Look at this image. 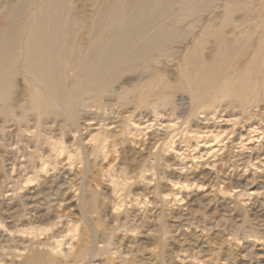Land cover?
Segmentation results:
<instances>
[{"label": "rangeland", "instance_id": "rangeland-1", "mask_svg": "<svg viewBox=\"0 0 264 264\" xmlns=\"http://www.w3.org/2000/svg\"><path fill=\"white\" fill-rule=\"evenodd\" d=\"M147 3L138 23L166 35L83 90L75 69L96 62L113 9ZM33 15L89 46L57 51L58 102L26 72ZM262 28L264 0H0V43L16 55L0 83V264H264V88L249 102L227 84L242 65L253 75L244 52ZM219 31L237 52L201 89Z\"/></svg>", "mask_w": 264, "mask_h": 264}, {"label": "bare ground", "instance_id": "bare-ground-1", "mask_svg": "<svg viewBox=\"0 0 264 264\" xmlns=\"http://www.w3.org/2000/svg\"><path fill=\"white\" fill-rule=\"evenodd\" d=\"M142 6L134 8L132 10L130 8L126 13L122 12V14L119 13L120 6H117L113 9V13L115 14L114 16L117 20V23L111 24L112 28L115 29L114 32L110 33V36L105 42L99 45H95V47L92 46L91 52L94 59L96 58V62L85 66L81 70H76L74 68V74H78V81H76V83L78 82L83 90H87L89 88L93 89L95 85L108 74H111L113 72L116 73L120 70L122 71V69L127 68V66L131 64L132 60L137 61L138 58L140 59L145 54V51L147 52L148 49L146 50V48L150 43L153 42V40L155 39V35L166 33V31L163 30V27H157L156 29H154L155 25L153 26V24L146 22L143 23V18L145 16H143L141 22L138 23V16L141 19L142 14H144L147 9H151L152 11L153 7V5H149L148 3ZM115 18L111 17V19L113 20H115ZM117 18H119V20ZM121 21H123L122 24H120ZM127 21H133L136 25H132L131 23L130 25L127 23L130 26H123ZM50 22L51 21L49 19L45 20L34 15L32 16L30 33L26 40L28 46L26 47V51L24 53L26 60V72L32 75L35 82L39 83V86H41L40 90L44 91L45 98L54 103L60 101L61 98L62 100L64 98L61 90L57 86V82L52 79V76L56 72L58 66H56L55 64L57 55L59 54V52L57 53V51L63 49V52L60 54L62 56H65L69 53H75L72 58L66 57L69 58V61L71 59L73 60L74 58H77L78 55L80 56V50H87L89 46L86 43L80 44V46L72 45V43L67 42L63 37L58 36L56 38L55 36L58 35L59 31L60 33H62V30L61 28H59V24L55 23L54 25L52 23L50 24ZM8 26H10V23L6 25V29L8 28ZM14 29L15 26H12L11 29H7V31L11 32L9 33L11 35ZM153 29L155 30V33H152ZM45 33H51L54 40H47L42 43L39 42L37 36ZM260 33V43L255 44V46L257 45V47L253 49L252 45L251 48L248 47V49H246L244 52L245 60H247L248 63L254 66L253 75L249 79L247 75L249 66L242 65L237 70L238 73L243 74L242 78L235 84H233L232 80L227 83L228 87L231 85L236 86L238 92L242 93V95H240L242 99L249 100V102L251 99V101H255L254 96H256L258 92V86L264 88V39H262L264 38V28L260 30ZM218 36H220L221 39L216 44L223 45V49L216 56L217 62L214 66V70L206 80V82H200L199 84L197 82V86H199V88L201 89H207L213 86L216 83V80L222 77L221 68L224 61L235 55L237 52L236 48L234 47V38H231L228 41L224 36L220 34V31ZM7 44L8 42L4 45L0 43V83L2 81V78L6 75L8 68L10 69V64L16 58L15 50L9 49ZM191 60H193V58ZM63 75L65 76V73ZM185 78L189 84L191 83V87H194V75H192L190 71H188L187 75L185 74ZM224 90V88L221 89V91ZM34 95L36 96V93ZM40 98L41 97H39V99ZM39 99L37 98L36 100ZM25 198V200H29V198L33 197L26 196ZM41 200L45 201L46 199L45 197H42L35 202L41 204V202H39Z\"/></svg>", "mask_w": 264, "mask_h": 264}]
</instances>
